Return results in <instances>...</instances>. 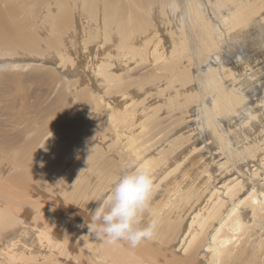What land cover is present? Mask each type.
Returning <instances> with one entry per match:
<instances>
[{"label": "bare ground", "instance_id": "1", "mask_svg": "<svg viewBox=\"0 0 264 264\" xmlns=\"http://www.w3.org/2000/svg\"><path fill=\"white\" fill-rule=\"evenodd\" d=\"M131 164L134 249L88 228ZM0 264H264V0H0Z\"/></svg>", "mask_w": 264, "mask_h": 264}, {"label": "clouds", "instance_id": "2", "mask_svg": "<svg viewBox=\"0 0 264 264\" xmlns=\"http://www.w3.org/2000/svg\"><path fill=\"white\" fill-rule=\"evenodd\" d=\"M155 191L151 169L144 164L129 165L92 212L89 232L110 245L126 242L133 249L152 241L158 233L151 207Z\"/></svg>", "mask_w": 264, "mask_h": 264}, {"label": "rangeland", "instance_id": "3", "mask_svg": "<svg viewBox=\"0 0 264 264\" xmlns=\"http://www.w3.org/2000/svg\"><path fill=\"white\" fill-rule=\"evenodd\" d=\"M254 35L256 36V33H254ZM77 55H79V53L77 54ZM87 55V54H86ZM19 56V55H18ZM17 56V57H18ZM24 56H26L27 57V55H24ZM23 56V57H24ZM31 56V55H30ZM29 56V58H32V57H30ZM79 57V59H81V61H80V68L82 69H80L81 70V72L83 71V68L86 66L85 64H86V60H84V59H82V55H80V56H78ZM83 61H85V62H83ZM24 63V62H23ZM82 63H84V64H82ZM12 65H16V64H12ZM51 65H54V64H51ZM82 66H84V67H82ZM3 70V69H2ZM23 72V71H22ZM27 85H29V84H27ZM29 87H30V85H29ZM31 88H33V87H31ZM148 88H154V87H151V86H149ZM33 90V89H32ZM55 94V93H54ZM149 97H151V94H149L148 95ZM146 97V96H145ZM145 97H143V95L140 97L141 99H139V101H141L142 99H144ZM11 98V97H10ZM155 100V99H154ZM249 102H251V101H249ZM2 104H3V102H2ZM82 119H84V118H82ZM86 119V118H85ZM87 119H89V118H87ZM95 119V118H94ZM93 118H92V116H91V119L90 120H94ZM96 120V119H95ZM84 122V121H83ZM190 124H191V126H193L194 124H196V123H194L193 121H191V122H189ZM196 126V125H195ZM87 132H89L88 131V129H87ZM212 140L211 139H207L206 140V142L209 144V145H211L212 144V142H211ZM211 142V143H210ZM214 152H216V150H215V148H214ZM217 152H218V149H217ZM210 155V154H209ZM194 159H195V157H192V162H191V164H194L195 163V161H194ZM196 166L195 165H193V166H187L186 168H190V172H191V174L193 175V174H195V172H194V168H195ZM26 182H27V179H24ZM15 181V182H14ZM18 181V182H17ZM11 182H13V184L14 183H19L20 184V182H23L22 180H20V178H14V179H11ZM25 185V184H24ZM168 187H170V185H168ZM168 187H167V193H170L169 192V190H168ZM35 236H37V234H35ZM71 238H72V236H74V233L72 234V236H71V234L69 235ZM36 238V237H35ZM74 242H75V244H76V240L74 239ZM65 262V261H64Z\"/></svg>", "mask_w": 264, "mask_h": 264}]
</instances>
